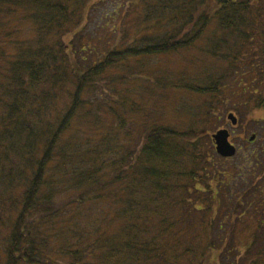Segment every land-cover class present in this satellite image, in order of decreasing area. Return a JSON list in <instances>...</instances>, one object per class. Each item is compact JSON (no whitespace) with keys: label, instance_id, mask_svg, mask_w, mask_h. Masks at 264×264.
<instances>
[{"label":"trees","instance_id":"trees-1","mask_svg":"<svg viewBox=\"0 0 264 264\" xmlns=\"http://www.w3.org/2000/svg\"><path fill=\"white\" fill-rule=\"evenodd\" d=\"M8 1V16L21 10L35 28L37 39L34 48L16 41L10 48L8 37L0 41V65H7L8 73L0 77V225L8 201L17 209L6 241L5 264H63L65 257L72 260L70 264H212L208 254L214 250L219 256L214 264H242L235 255L240 249L224 245L216 249L212 243L204 246L196 235L207 224L204 217L209 209L192 206L187 200L193 190L196 195L204 193L199 186L205 179L196 171L182 172L188 163L180 161L188 159L195 169L210 168L199 144L189 146L184 154L179 146L164 140L181 135L162 128L149 130V137L142 140L147 143L139 150L146 164L142 169L137 154L121 141L126 137L127 146L133 143L131 133L102 127L105 110L98 106L104 102L97 100L93 113L89 97L93 93L100 94V99L108 95V73L119 62L179 52L215 26L216 57L238 66L241 51L226 55L219 50L223 52L234 37L235 43L248 48L249 69L255 75L251 86L262 91L249 103L264 109V0H134L137 23L128 45L124 50L115 48L101 61L93 60L96 50L90 35H83L87 27H82L93 13L95 0ZM258 32L259 41L255 38ZM225 78L222 75L217 82L222 85ZM213 88L219 94L220 85ZM216 99L220 104L219 95ZM57 104V112H50ZM134 105L131 102L130 107ZM87 107L90 111L82 114ZM47 113L53 118L44 117ZM113 116L121 127L125 125L124 116L115 110ZM76 141L84 143V150L77 154L73 151ZM156 163L172 167L165 173L153 166ZM103 173L109 178L107 195L98 186ZM114 186H123V191L112 189ZM20 189L22 198L17 205L11 200L17 194L12 192ZM179 192L187 198L178 197ZM96 200L99 205L105 201L109 205L106 209L99 206L100 212L93 213ZM261 201L254 210L263 217L258 230L264 234V199ZM74 206L80 210L74 217L75 227L59 231L62 217ZM199 214L201 222L195 230L186 219ZM64 234L71 250L64 243L51 251L47 244L59 243ZM258 240L251 238L247 250Z\"/></svg>","mask_w":264,"mask_h":264},{"label":"rangeland","instance_id":"rangeland-1","mask_svg":"<svg viewBox=\"0 0 264 264\" xmlns=\"http://www.w3.org/2000/svg\"><path fill=\"white\" fill-rule=\"evenodd\" d=\"M0 3H2L0 6V16H2L0 17V41L8 37L6 41L11 46L10 48H13L14 41L22 45L28 43L26 46L34 48L37 34L33 31L35 28L29 23L26 15L18 10L12 16H8L11 2L0 0ZM135 3L137 2L134 0H102V2L95 0L93 13L82 24V27H87L84 28L83 35H90L96 50V53L92 54L94 61H101L104 55L117 47L119 50L126 48L129 43L126 41L134 33L133 26L137 23ZM128 28L130 30H127ZM215 28V26H209L199 41L179 52L160 57H131L129 60L119 62L109 70L108 95L100 99V94L93 93L89 100L94 106L93 113L98 105L97 100L104 102L98 106L100 111L105 110V125L102 127L109 130L118 128L126 134L131 133L129 137L133 139V143L127 146L126 137L121 141L126 145L127 150L137 154V160L139 165H142V169L146 164L140 157L139 150L147 143L142 140L149 137V130L162 128L181 135L164 140H166L165 143L179 146L184 154L189 146L198 143L202 152L208 156L210 164H206V161L205 164L210 168H205L206 171L195 169L191 164L193 162L187 158L188 162L180 161V164L188 163L187 167L182 168V172L190 174L196 171L205 179L204 184L199 186V190L204 193L197 192L196 195L193 194L195 193L193 190L187 200L192 206L209 209L206 213L207 217H204L207 224L202 226L205 227V232L201 231V227L196 235L199 236L201 242H204V246L212 243L216 249L222 248V245L227 246V249H235V251L240 249L235 253L238 258L237 262L264 264V258L262 259L264 234H260L258 230L263 217L254 210L256 205L264 199L259 196L260 194L264 196V109L259 104L249 103L252 98L260 97L262 91L259 88L256 89L255 85L251 86L250 80L255 81V75L249 69V56L246 52L248 48L241 43H235L236 37L230 39V43L223 52L221 50L219 52L234 55L241 51L239 61L240 65L244 64L241 69L240 65L233 66L230 62L215 56L213 53L214 41L217 38ZM259 35L260 32L255 37L257 41H259ZM231 47L233 48L230 49ZM6 67L7 65H0V77L8 74ZM222 75L226 78L221 85L217 80ZM217 83L220 85L219 94L213 93L214 84L217 86ZM217 95L221 98L220 104H217L219 102L216 99ZM131 102H134V107H130ZM59 107L57 104L50 112H57ZM114 110L126 118L125 123L122 121L125 124L123 127L119 119L113 116ZM88 111L90 107L82 108V114ZM208 113L209 118H207ZM213 114L216 115L215 118L213 116L211 118ZM230 114L237 118L236 126L227 119ZM44 117L53 118V114L47 113ZM220 130L229 132V142L237 148L236 156L231 159L221 158L216 153L212 136ZM253 135L256 136L255 142L250 141ZM71 137L72 135L69 134V138ZM112 138L109 140L111 144ZM76 142L77 146H74L73 151L77 154L84 150V143ZM196 152L200 153L199 150ZM153 166L158 171L166 173L172 164L161 166L156 163ZM214 178L217 180L214 181ZM108 179L104 173L99 177L98 186L103 188L101 193L105 195L108 193L106 189ZM114 188L123 191V186L112 187ZM12 193H16L17 197H12L11 200L20 205L22 197L19 194H22V190ZM177 195L187 198L186 194L180 192ZM6 204L8 212L4 216V223L0 225V264L6 262L3 259L7 249L6 241L11 235L17 211L12 208L10 201ZM108 205L106 201L99 205L96 200L95 207L92 205L93 213L100 212L99 206L106 209ZM78 210L74 206L62 217L58 224L59 231L75 227L77 220L75 221L74 217ZM111 216L109 212V218ZM201 217V214L197 217L190 216L186 219V224L195 229L197 223L201 222ZM92 224L96 226L95 222ZM64 235L65 239H60L59 243L47 244L51 251L60 249L64 243L68 250H71L68 242L65 241L66 234ZM253 237L259 240L252 250L248 251V243ZM258 253L262 255V257L259 255L262 260L260 258L258 260ZM208 255L212 264H214V258H219L215 250ZM58 259L55 257V262L60 263ZM61 261L63 264L72 262L69 257L62 258Z\"/></svg>","mask_w":264,"mask_h":264},{"label":"water","instance_id":"water-1","mask_svg":"<svg viewBox=\"0 0 264 264\" xmlns=\"http://www.w3.org/2000/svg\"><path fill=\"white\" fill-rule=\"evenodd\" d=\"M227 119L232 123V125L236 126L238 123L237 118L230 114ZM216 153L221 158L231 159L236 156L237 148L229 142L230 134L227 130H220L215 135L212 136ZM255 140V136H253L250 141L253 142Z\"/></svg>","mask_w":264,"mask_h":264}]
</instances>
